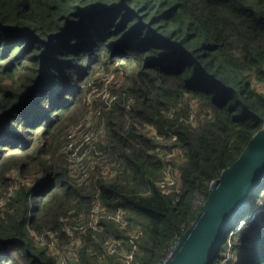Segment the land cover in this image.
<instances>
[{"label":"trees","instance_id":"obj_1","mask_svg":"<svg viewBox=\"0 0 264 264\" xmlns=\"http://www.w3.org/2000/svg\"><path fill=\"white\" fill-rule=\"evenodd\" d=\"M111 67L118 97L93 155L104 164L78 183L62 139ZM263 124L264 0H0V196L19 178L0 211V264H57L36 236L70 244L65 226L97 203L128 224L82 235L78 264H121L102 243L136 230L138 264H157ZM249 203L211 264L228 242L224 264H264V180Z\"/></svg>","mask_w":264,"mask_h":264},{"label":"built area","instance_id":"obj_2","mask_svg":"<svg viewBox=\"0 0 264 264\" xmlns=\"http://www.w3.org/2000/svg\"><path fill=\"white\" fill-rule=\"evenodd\" d=\"M111 79V77H110ZM109 79V80H110ZM96 82L90 86L84 103L88 108L84 118L77 124L73 125L64 135V144L61 148L63 154H66L71 164V172L76 177L78 183H85L89 177V169L93 167L95 162L94 154H99L96 150L95 142L102 132V125L97 124V120L101 115V109H109L117 100L118 95L107 91V100L100 98L94 99L98 95ZM85 97V96H84ZM101 104L98 105L97 102ZM131 102L128 100L127 104ZM192 119V117H191ZM172 154H167L170 158ZM100 165L104 164V159L98 160ZM107 174L112 176L113 173L106 168ZM165 176L158 182L161 192L169 195L176 184V178L172 173V167L168 163L164 169ZM15 190V189H14ZM13 191H7L0 196V211L13 195ZM114 221L121 227L127 226V220L124 218L122 208H116L113 212H108L104 207L97 203L90 211L80 215L76 220L75 228L65 226L64 230L72 238L70 244L60 247L55 234L50 230L45 231L36 236V240L43 246H46L49 251L55 255L57 264H78L79 253L77 248L81 244L79 234H87L88 231L99 232L102 230L105 222ZM140 236V231L136 230L129 235L128 239L109 237L103 243V251L106 255L115 256L121 264H138L136 253L138 251L137 239ZM231 243L228 242V247L220 264L226 263L231 257ZM173 250V249H172ZM172 250L157 263L164 264L167 258L171 255Z\"/></svg>","mask_w":264,"mask_h":264},{"label":"water","instance_id":"obj_3","mask_svg":"<svg viewBox=\"0 0 264 264\" xmlns=\"http://www.w3.org/2000/svg\"><path fill=\"white\" fill-rule=\"evenodd\" d=\"M264 180V124L238 159L208 189L194 222L176 241L164 264H211L231 225L249 206L250 196Z\"/></svg>","mask_w":264,"mask_h":264},{"label":"rangeland","instance_id":"obj_4","mask_svg":"<svg viewBox=\"0 0 264 264\" xmlns=\"http://www.w3.org/2000/svg\"><path fill=\"white\" fill-rule=\"evenodd\" d=\"M111 69H112V73L111 72H101V74L100 75H98V77H97V81H104V85L102 86V87H100V86H97V87H99L100 89H97L98 91H97V93H98V95L96 96V97H94L93 98V100L94 99H97V98H100L101 100H107L108 98H107V96H108V93H107V91H109V92H111L110 90H109V84L110 83H113V82H115V77H114V75H115V71H114V67H111ZM124 74V73H123ZM110 77H111V79H110ZM118 78L120 79V80H122L123 79V75H121V78H120V74H118ZM118 78H117V80H118ZM125 78V77H124ZM110 79V80H109ZM97 83V82H96ZM107 90V91H106ZM112 93V92H111ZM85 97H84V99L86 98V96H87V94L86 95H84ZM97 104L98 105H100L101 104V102L100 101H98L97 102ZM193 112H195V111H193ZM193 114V113H192ZM80 122V121H79ZM79 122H77V123H79ZM100 125H102V127H104V124L103 123H100ZM97 140V139H96ZM62 142H64V138L62 139ZM96 143V142H95ZM62 144H64V143H62ZM63 146V145H62ZM62 148V147H61ZM61 148H60V153L62 154V151H61ZM95 162H97V164H94L93 165V167L92 168H90L89 169V177H90V175H91V173H92V171L93 170H95V168H96V166L97 165H100V162H98V160H95ZM103 173L104 174H107L106 173V167H105V169H104V171H103ZM14 174V173H13ZM174 177L176 178V174H175V172H174ZM13 178H14V184L13 185H11L9 188H8V191H13L15 188H17V186H18V177L16 176V175H14L13 176ZM177 180V179H176ZM28 182V181H27ZM201 202H202V198L201 197H198V199L196 200V203H195V205L196 206H198L199 204H201ZM242 224V223H241ZM231 233H233V232H231ZM80 235V241L82 242V235L83 234H79ZM173 249V248H172ZM171 249V250H172Z\"/></svg>","mask_w":264,"mask_h":264}]
</instances>
